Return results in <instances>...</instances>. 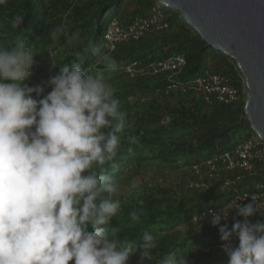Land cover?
Returning <instances> with one entry per match:
<instances>
[{"label": "trees", "instance_id": "16d2710c", "mask_svg": "<svg viewBox=\"0 0 264 264\" xmlns=\"http://www.w3.org/2000/svg\"><path fill=\"white\" fill-rule=\"evenodd\" d=\"M157 7L162 8L167 29L153 28L139 40L107 51L104 36L112 20L126 26ZM128 9L127 0H7L6 5H0V39L12 41L18 35L31 45L37 56L26 83L44 87L45 95L52 91L48 81L59 74L65 63H78L86 74L103 71L106 82L114 88L131 127L121 139L125 147L116 166L105 175L118 177L122 190L131 180L138 179L139 188L138 195L122 204L109 225L110 231H115L121 240L138 241L144 230L156 236L157 247L150 250L152 262L146 264H159L172 253L185 256L186 264H228L223 246H238V236L234 234L229 241H223L219 226H213L211 220H201L196 225L192 220L203 210L227 206L235 195L252 190L254 184H264V162L257 163L255 171L243 175V181L233 188H224L226 176L210 179L203 172L204 176L197 177L188 168L195 161L230 151L247 139H258L245 118L243 79L236 62L205 43L178 11L162 7L158 0H136L131 14ZM17 14L23 15L24 21L18 29H12L10 20ZM61 25L69 35L77 37L71 45L63 35L50 39V30ZM97 49L114 58L115 69H104L95 63ZM177 55L185 57L186 65L171 80L184 90L172 91L169 96L158 93L167 86L169 74L130 78L125 73V68L134 62L146 67ZM209 64H214L215 72L238 89L237 102L208 103L189 87L210 69ZM129 135H136L140 141L131 153L126 150ZM174 173V182L169 183ZM191 181L205 182L207 187L191 188ZM132 211L141 213L139 223L129 219ZM237 220L243 222V217L238 216ZM250 220L264 222V217L255 215ZM234 223L222 226L226 224L231 230ZM183 226L184 230H178ZM128 264H141V253H134Z\"/></svg>", "mask_w": 264, "mask_h": 264}, {"label": "clouds", "instance_id": "9594fccd", "mask_svg": "<svg viewBox=\"0 0 264 264\" xmlns=\"http://www.w3.org/2000/svg\"><path fill=\"white\" fill-rule=\"evenodd\" d=\"M23 21L17 14L10 26L18 29ZM61 35L68 45L77 39L63 25L49 32L52 40ZM36 56L18 35L0 39V264H128L138 251L141 264L152 262L157 241L150 231L137 241L121 240L109 230L139 188L138 179L122 190L118 177L105 175L116 166L125 147L121 139L131 127L114 88L103 71L86 74L78 63H65L48 81L52 91L45 95L44 87L26 83ZM95 57L104 69L116 68L108 52L97 49ZM126 139L129 153L140 146L136 135ZM252 200L236 204L243 222L237 220L231 230L222 226L226 208L211 213L223 241L234 234L239 238L238 246H223L228 264H264V222L250 220L264 217V200ZM129 219L139 223L141 213L132 211ZM159 264L186 260L172 253Z\"/></svg>", "mask_w": 264, "mask_h": 264}, {"label": "built area", "instance_id": "2783aa9c", "mask_svg": "<svg viewBox=\"0 0 264 264\" xmlns=\"http://www.w3.org/2000/svg\"><path fill=\"white\" fill-rule=\"evenodd\" d=\"M159 10L160 15L149 14L145 17H138L126 26L121 25L115 19L112 20L104 36L107 51L113 52L120 44L137 41L153 28L157 31L167 29L168 25L163 22L162 9L160 8ZM185 65V57L177 55L165 60L152 62L146 67L141 66L138 62H134L125 68V73L130 78L150 74H169L167 86L158 92L163 96H169L172 91L184 90L181 88L182 86L172 81L171 78L172 75L181 72ZM189 87L197 90L208 103L218 102L230 105L239 100L238 89L231 86L226 77L210 69L206 70ZM260 162H264V145L258 142L256 138H250L230 151L202 162L195 161L188 169L192 175L197 177L204 176L203 172L210 179H221L223 176H226L223 179L224 188H233L243 181V175L252 174L255 171L256 164ZM190 187L196 189L206 188L207 184L205 182L191 181ZM252 197L264 200V184L256 183L253 185L252 190L235 195L227 206L203 210L195 217H199L200 221L212 220V212L219 213L226 208L229 211L227 220L222 221V223H234L238 219L235 211L236 204L244 206L253 203ZM192 222H194V218Z\"/></svg>", "mask_w": 264, "mask_h": 264}, {"label": "water", "instance_id": "95a60500", "mask_svg": "<svg viewBox=\"0 0 264 264\" xmlns=\"http://www.w3.org/2000/svg\"><path fill=\"white\" fill-rule=\"evenodd\" d=\"M213 49L232 56L245 87V118L264 145V0H158Z\"/></svg>", "mask_w": 264, "mask_h": 264}, {"label": "rangeland", "instance_id": "374dc122", "mask_svg": "<svg viewBox=\"0 0 264 264\" xmlns=\"http://www.w3.org/2000/svg\"><path fill=\"white\" fill-rule=\"evenodd\" d=\"M128 3H129V9H128V14H131L133 12V10L135 9L136 7V0H127ZM160 8L157 7L156 10H152L151 12H147L146 15H149V14H153V15H160ZM162 9V8H161ZM108 24V22H107ZM209 67H210V70H212L213 72H215V65L214 64H209ZM244 93H246L245 91V87H244ZM258 141V140H257ZM259 142V141H258ZM175 173L172 174V176L168 179V182L169 183H173L174 182V179H175ZM150 174H148L146 176V178L149 180L150 179ZM160 179V178H159ZM162 183H165L163 179L160 180ZM167 183V182H166ZM186 228V226H183V227H179L178 230H184Z\"/></svg>", "mask_w": 264, "mask_h": 264}]
</instances>
